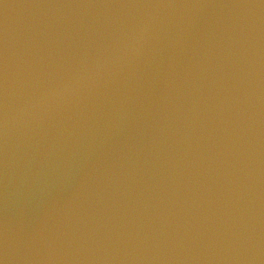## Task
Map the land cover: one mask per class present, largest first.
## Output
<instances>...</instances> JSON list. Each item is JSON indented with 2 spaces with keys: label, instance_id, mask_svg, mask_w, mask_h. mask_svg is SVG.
<instances>
[{
  "label": "water",
  "instance_id": "95a60500",
  "mask_svg": "<svg viewBox=\"0 0 264 264\" xmlns=\"http://www.w3.org/2000/svg\"><path fill=\"white\" fill-rule=\"evenodd\" d=\"M0 264H264V0H0Z\"/></svg>",
  "mask_w": 264,
  "mask_h": 264
}]
</instances>
